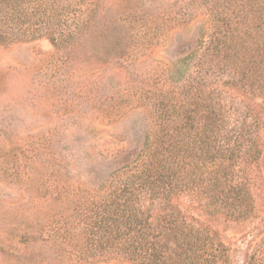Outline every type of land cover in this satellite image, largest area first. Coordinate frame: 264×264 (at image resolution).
I'll list each match as a JSON object with an SVG mask.
<instances>
[{
    "label": "rangeland",
    "instance_id": "374dc122",
    "mask_svg": "<svg viewBox=\"0 0 264 264\" xmlns=\"http://www.w3.org/2000/svg\"><path fill=\"white\" fill-rule=\"evenodd\" d=\"M38 2L0 0L6 14L0 30L42 28ZM93 2L96 12L89 0H66L51 13L44 36L0 42V264H82L74 255L91 241L86 212L102 202L95 191H104L93 171L114 156L120 155L118 162L134 158L154 127L149 81L179 80L170 62L197 38L202 23L211 31L198 7L203 0ZM185 9L191 16L181 23ZM99 16L122 24L88 41V20ZM62 30L75 33L61 36V44L46 34ZM126 57L138 66L125 67ZM252 194L254 219H207L228 247L230 264H247L264 236V173ZM174 203L189 205L182 195Z\"/></svg>",
    "mask_w": 264,
    "mask_h": 264
},
{
    "label": "trees",
    "instance_id": "16d2710c",
    "mask_svg": "<svg viewBox=\"0 0 264 264\" xmlns=\"http://www.w3.org/2000/svg\"><path fill=\"white\" fill-rule=\"evenodd\" d=\"M65 1L39 0L42 28L0 30V42L44 36L51 13L62 9ZM89 4L96 12L93 0ZM198 7L208 15L211 31L207 33L202 23L197 38L169 61L181 73L179 80L149 81L154 119L150 137L128 162L114 156L93 171L104 191H95L102 202L86 212L84 227L91 241L80 246V254L74 255L77 262L230 264L228 247L207 219L256 217L252 185L264 173V0H203ZM0 11V20H5ZM126 12L118 19L124 20ZM189 16L185 9L179 22ZM121 24L90 17L88 41ZM63 25L74 29L70 23ZM52 33L46 34L61 44V36L75 32ZM131 58L122 59L129 69L138 66ZM189 65L195 71L184 70ZM139 75L147 78L150 72ZM180 195L189 205L172 204ZM247 264H264V236Z\"/></svg>",
    "mask_w": 264,
    "mask_h": 264
}]
</instances>
